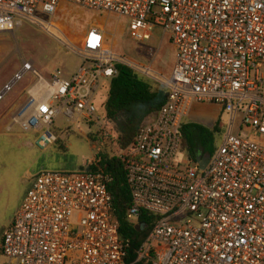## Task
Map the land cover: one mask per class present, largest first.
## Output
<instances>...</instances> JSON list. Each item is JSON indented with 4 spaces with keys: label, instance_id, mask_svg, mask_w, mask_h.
Instances as JSON below:
<instances>
[{
    "label": "built area",
    "instance_id": "built-area-1",
    "mask_svg": "<svg viewBox=\"0 0 264 264\" xmlns=\"http://www.w3.org/2000/svg\"><path fill=\"white\" fill-rule=\"evenodd\" d=\"M66 6L128 20L131 37L170 34L176 61L167 103L140 128L117 157L132 197L128 219L140 213L157 221L139 249L149 264H264V0H0V32L24 20L55 17ZM54 26L53 22H50ZM73 50L82 59L72 79L60 70L45 79L32 62L4 86L0 103L27 73L38 80L12 118L37 134L44 149L63 115L100 127L102 139L118 134L99 113L97 99L118 65L150 76L117 55L106 33L90 28ZM195 103H212L226 115L221 143L203 169L183 151V127ZM180 153L188 162L176 164ZM111 177L105 173H38L5 231L2 264H126L130 242L120 237Z\"/></svg>",
    "mask_w": 264,
    "mask_h": 264
},
{
    "label": "rangeland",
    "instance_id": "rangeland-1",
    "mask_svg": "<svg viewBox=\"0 0 264 264\" xmlns=\"http://www.w3.org/2000/svg\"><path fill=\"white\" fill-rule=\"evenodd\" d=\"M107 18L108 15L66 6L53 18L40 14L37 19L24 20L14 33L0 32V92L22 71L24 61L32 62L47 80L57 70L61 71L62 78L72 79L82 65L81 57L73 51V44L77 42L75 39L89 30L92 24L104 25L103 20ZM51 21L57 22L55 27L50 25ZM106 24L108 32L116 33L111 39L115 53L142 68H150L151 76L167 83L176 61L170 34L164 35L160 29H155L151 40L138 42L131 37L126 18L112 14ZM261 73L264 77V66ZM138 74L153 90L166 88ZM37 80L32 73H27L0 103V244L38 173L78 172L82 166L94 163L100 153L116 156L118 151V145L110 139L101 138L107 127L101 132L100 127H93L84 120L72 123L63 115L55 120L52 128L59 141L44 149L36 146L37 134L33 130L24 132L22 127L15 125L9 132L7 128L12 125V118L18 107L28 100V91ZM110 85V82L104 83L99 93L101 98L98 97L97 106L100 114L105 113ZM187 122L210 131L217 127L224 131L226 115L218 105L195 103ZM220 143L221 137L217 134L216 146ZM186 153L178 155L176 164H187ZM3 262L0 257V264Z\"/></svg>",
    "mask_w": 264,
    "mask_h": 264
},
{
    "label": "trees",
    "instance_id": "trees-1",
    "mask_svg": "<svg viewBox=\"0 0 264 264\" xmlns=\"http://www.w3.org/2000/svg\"><path fill=\"white\" fill-rule=\"evenodd\" d=\"M117 69L118 74L111 82L109 96L105 102V111L107 122L112 124L118 134L119 148L125 150L132 146L143 124L167 103L169 93L166 88L153 90L152 86L129 66L118 65ZM219 132V127L210 131L193 123L184 125L183 151H187L189 157L195 161L198 155L209 154L211 158L216 150ZM80 170L110 175L112 181L108 186L114 198L120 237L130 242L125 263L149 264L147 261L137 262L138 252L154 227L157 217L143 211L140 213L138 224L128 219L132 197L121 159L100 153L94 163L82 166Z\"/></svg>",
    "mask_w": 264,
    "mask_h": 264
},
{
    "label": "crops",
    "instance_id": "crops-1",
    "mask_svg": "<svg viewBox=\"0 0 264 264\" xmlns=\"http://www.w3.org/2000/svg\"><path fill=\"white\" fill-rule=\"evenodd\" d=\"M101 16H103V15H101ZM105 16V15H104ZM110 16H108V18H109ZM107 18V19H108ZM102 19H103V17H102ZM107 19H104L103 20V24L104 25H94V24H92V25H90V27L89 28H92V27H99V28H101L102 30H104L105 31V33H106V36H107V39L109 40V43H110V46H111V48L113 49V51H114V46H113V44H112V42H111V39L112 38H114L115 37V35H116V33H114V32H108V30H107V24H106V22H107ZM57 22H53V24H54V27H55V24H56ZM101 26V27H100ZM88 28V29H89ZM88 30H85L84 31V33L80 36V37H78V39H75V40H82L83 38H84V36H85V34H86V32H87ZM151 39H152V37H151ZM150 39V40H151ZM115 52V51H114ZM117 54V53H116ZM118 55V54H117ZM148 69H150V68H148ZM151 70V69H150ZM145 76V75H144ZM147 77H149L150 79H152V80H154V81H156V80H159V79H157L156 77H153V76H147ZM169 79V78H168ZM157 82V81H156ZM160 89H162V88H160ZM160 89H157V90H160ZM7 97V96H6ZM11 100V98L7 101V102H9ZM5 101V100H4ZM3 101V102H4ZM2 102V103H3ZM5 105V104H4ZM193 109V108H192ZM24 132H28L29 130H26V129H23V128H21ZM27 144V146L28 145H31V143H26ZM36 146H37V143H36ZM27 194V193H26ZM26 196V195H25ZM25 198V197H24ZM24 200V199H23ZM22 204V203H21ZM21 206V205H20ZM20 208V207H19ZM18 211V210H17Z\"/></svg>",
    "mask_w": 264,
    "mask_h": 264
},
{
    "label": "water",
    "instance_id": "water-1",
    "mask_svg": "<svg viewBox=\"0 0 264 264\" xmlns=\"http://www.w3.org/2000/svg\"><path fill=\"white\" fill-rule=\"evenodd\" d=\"M196 161L201 163V167L204 169L208 164L209 158H206L203 155H201L196 159Z\"/></svg>",
    "mask_w": 264,
    "mask_h": 264
},
{
    "label": "flooded vegetation",
    "instance_id": "flooded-vegetation-1",
    "mask_svg": "<svg viewBox=\"0 0 264 264\" xmlns=\"http://www.w3.org/2000/svg\"><path fill=\"white\" fill-rule=\"evenodd\" d=\"M200 156H201V155H198V156H197V158H198V157H200ZM204 157H206V158H209V159H210V155H209V154H206Z\"/></svg>",
    "mask_w": 264,
    "mask_h": 264
}]
</instances>
